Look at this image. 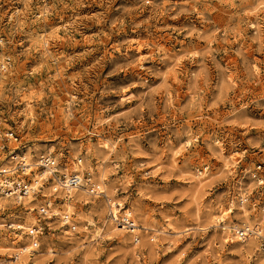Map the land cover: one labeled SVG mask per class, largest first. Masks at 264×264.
<instances>
[{
  "label": "rangeland",
  "instance_id": "374dc122",
  "mask_svg": "<svg viewBox=\"0 0 264 264\" xmlns=\"http://www.w3.org/2000/svg\"><path fill=\"white\" fill-rule=\"evenodd\" d=\"M0 36V189L39 179L0 190V264L32 227L24 264H264V0H0ZM47 153L103 192L53 191Z\"/></svg>",
  "mask_w": 264,
  "mask_h": 264
},
{
  "label": "built area",
  "instance_id": "2783aa9c",
  "mask_svg": "<svg viewBox=\"0 0 264 264\" xmlns=\"http://www.w3.org/2000/svg\"><path fill=\"white\" fill-rule=\"evenodd\" d=\"M6 45L4 42L3 36H0V74L6 73L11 65V57L10 54L5 50ZM5 141L13 140L14 142H18V136L13 131H7L4 135ZM17 149V148H16ZM12 150L15 152V150ZM17 153V152H15ZM19 157V158H18ZM17 159V160H16ZM13 161H16V169L19 170L21 173L26 174V171L29 169L27 168V162L20 157L19 154H17L16 158L13 159ZM79 160L77 161V163ZM37 165L40 166L41 169L46 170L48 179L52 181L53 183V191L61 190L66 196L69 190H79V188H85L87 189V192L90 194H101L103 192L102 188L99 189L100 184H95L96 182L92 183L90 182V176H80L78 171H72L70 174L67 173H59L58 171V164L56 163L53 156L50 154H42L39 156L37 160ZM31 166V164H30ZM9 185H6L4 188L8 191L10 196H13L15 199H17L18 196L24 197L29 195L32 191L30 189V184L25 181L24 179H13L9 178ZM54 188H56L54 190ZM69 189V190H67ZM120 206L113 205V211H112V218L113 221L120 227L123 228H129L130 230L135 228L133 226V222L131 220V217L125 213V211H122L120 214L118 209ZM121 210V209H120ZM40 214L47 215L50 212V206L46 204L45 206L41 207L39 209ZM52 214V213H51ZM70 215H68L67 221H62L64 225H69L70 229H75L74 225L69 223ZM42 230L38 227H32L28 229V236L30 237V250H34L38 245V237L41 235ZM251 229H236L234 234L235 237L238 238V240H241L245 238L249 233ZM251 234V233H250ZM32 248V249H31ZM16 259V256L13 258V260Z\"/></svg>",
  "mask_w": 264,
  "mask_h": 264
},
{
  "label": "bare ground",
  "instance_id": "6f19581e",
  "mask_svg": "<svg viewBox=\"0 0 264 264\" xmlns=\"http://www.w3.org/2000/svg\"><path fill=\"white\" fill-rule=\"evenodd\" d=\"M16 157V156H15ZM14 157V158H15ZM14 158H12V160L14 159ZM19 158V157H18ZM22 159H24L23 158V156H22ZM17 160V159H16ZM24 160H26V159H24ZM7 162V161H6ZM5 163V162H4ZM29 163V162H28ZM27 163V164H28ZM31 164V163H30ZM30 164H28L27 165V168H29L27 171H26V174H29V173H31L32 172V164H31V166H30ZM9 167V166H8ZM72 171H78V168H74ZM71 171V172H72ZM7 172H10V169L9 170H7V169H4L3 171H1V169H0V174L1 173H7ZM78 172H80V171H78ZM41 173V175H47V172H46V170H43L42 169V171L40 172ZM32 175V174H31ZM80 177V176H79ZM36 178V177H35ZM33 179L34 181H33V183H31L30 184V189H31V191L33 192V191H35L36 190V184L39 182V179ZM9 180L8 179H3L2 180V185H1V187H2V189H0L2 192V194L4 195V197H10L11 198V196L9 195V193H8V191L7 190H5V186L6 185H9ZM56 188H54V190H55ZM67 190H69V189H67ZM78 190V189H77ZM84 190V189H83ZM58 191V190H57ZM73 191V190H72ZM71 190H69L68 191V193H67V195H70L71 194V192H72ZM85 191H87V189H85ZM62 192V191H61ZM57 193H58V195L60 194V196H62L61 195V193L60 192H56V195H57ZM63 193V192H62ZM29 196V195H28ZM27 196V197H28ZM77 197H76V200L78 201L79 199H81V198H83V196L81 195V194H79L78 193V195H76ZM70 197V196H69ZM24 198H26V197H24ZM20 199H22V197H20V196H18L17 197V199L16 200H20ZM30 198L28 197V201L27 202H29L30 200H29ZM0 200H2V199H0ZM110 204H111V202H109ZM49 205V204H48ZM63 205H66L67 207H71V205H70V203H69V201H65L64 203H63ZM113 205H117V206H120L121 205V203H114V204H112V206ZM50 206V205H49ZM226 213H232V209H229ZM53 214L55 215V212H53ZM67 219H68V216L67 215H64V216H62V221H67ZM247 219V218H246ZM11 226H13V225H11ZM21 227H22V225H16V228L18 229V230H20L21 229ZM136 227V226H135ZM225 227V226H224ZM226 228V227H225ZM224 228V229H225ZM233 228V227H232ZM244 229H248V230H250L247 226H245L244 227ZM132 231H135L134 230V228L133 229H131ZM250 233H252V230L250 231ZM249 233V234H250ZM248 234V235H249ZM12 242V241H11ZM14 244V243H13ZM31 250L26 246V247H21L19 250H18V253L16 254V264H24V262H25V257L24 258H22L26 253H28V252H30ZM21 256V257H20ZM21 258H22V260H21ZM20 260V261H19ZM17 261H19V262H17ZM13 262V261H12ZM15 263V262H14Z\"/></svg>",
  "mask_w": 264,
  "mask_h": 264
}]
</instances>
